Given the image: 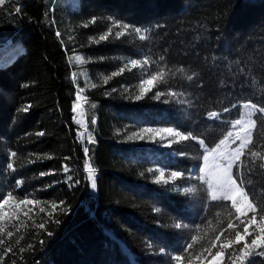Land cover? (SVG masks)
Listing matches in <instances>:
<instances>
[{
  "label": "trees",
  "instance_id": "1",
  "mask_svg": "<svg viewBox=\"0 0 264 264\" xmlns=\"http://www.w3.org/2000/svg\"><path fill=\"white\" fill-rule=\"evenodd\" d=\"M77 1L69 16L57 0L0 6V44L19 47L0 66V202L9 193L8 200L33 201L0 220V264H178L172 257L187 256L183 249L193 236L198 241L190 251L199 258L192 264H201L235 238L225 231L212 247L229 216L196 179L203 149L196 141L166 147L167 139L129 137L172 127L211 147L226 134L238 108L213 121L206 117L223 112L228 92L247 86L255 71L264 78V0ZM117 20L148 38L140 40L131 28L117 38L109 26ZM133 59L141 64L133 68ZM161 69L163 82L135 99L147 87L140 81ZM77 86L86 96L87 154L73 120ZM86 164L95 169L94 193ZM172 171L183 176L173 181ZM252 178L259 192L264 177ZM242 246L227 250L221 264H234Z\"/></svg>",
  "mask_w": 264,
  "mask_h": 264
},
{
  "label": "snow or ice",
  "instance_id": "2",
  "mask_svg": "<svg viewBox=\"0 0 264 264\" xmlns=\"http://www.w3.org/2000/svg\"><path fill=\"white\" fill-rule=\"evenodd\" d=\"M5 4V0H0V6ZM17 12L20 11L19 8L16 9ZM114 23L119 26L122 30L115 33L117 38L124 36L123 30H128L131 28L135 33L139 34L140 40H146L148 37L142 32L139 27H132L127 23H122L120 21H114ZM111 31V30H109ZM108 36V33L100 36V40L103 41ZM161 59H163L161 57ZM80 60V57H77ZM151 61L149 59H144L143 64L149 65ZM130 64L135 68L137 65L141 64V61L133 59ZM125 69H121L123 72ZM182 71V69H181ZM119 73H113L115 76ZM167 73L164 69L159 70L155 74H152L148 79H142L140 81L141 85H147V87H141V95L136 96L135 99L139 100L145 96L148 92L156 86L157 83H162ZM108 77H105V82H107ZM189 80L192 79L191 76L188 77ZM95 86V85H93ZM81 92L83 89L80 90ZM79 97V93L77 94ZM162 94L157 92L154 98L159 99ZM169 96H174L175 93L169 92ZM79 104H75L73 111L79 108ZM233 107H237L233 105ZM243 108L247 109L246 113L241 114V118L233 122L232 127L238 128L239 131L233 138V133L228 132L227 136L219 141L214 148H209L204 139L198 138L194 133L188 132L184 133L172 127L165 128H144L141 130V134L133 133L129 139L138 138L145 139V135L152 139L153 142H157L155 137H159V141H164L167 139L166 147H170L174 143H183L186 141H196L200 148L203 149V161L204 163L199 167V175L196 177L197 180L201 182V187L207 193L208 198L213 202H220L223 207L228 210L229 220L227 222V230H221L220 235H216L215 240L212 241V247L217 246V242L221 241L222 236H224L225 231L231 233L234 231L235 238L227 239L225 243L219 244L220 251H216L215 255L212 256L208 264H221L225 259V252L227 250L233 249L236 245L243 246L239 248L241 254L240 259L245 261V264H256L259 259V264H264V182H261V187L259 192L254 188L253 178L255 173H259L260 177H264V153L259 150H253V146L256 141L254 139L255 131L258 127V115L264 116V107H259L255 103H245L242 105ZM27 111V109H24ZM229 109L225 108L224 112H228ZM219 113L209 112L208 116L210 118H218ZM245 117L247 121L244 128H239V126L245 122ZM75 118V117H74ZM264 122V121H261ZM95 123V120L92 121ZM91 142V141H90ZM85 153H88V149H85ZM12 153V156H15ZM211 158L212 163H209ZM9 169L13 168V165L9 163L7 165ZM85 170L88 173V180L92 182V187L95 188V169L90 165H85ZM65 171L68 169L65 167ZM150 172L153 169H149ZM156 171H159L157 169ZM43 175V173H42ZM164 173L161 172V176ZM161 176L156 177V181L159 183ZM183 173L181 171H172L170 179L175 181L177 178H181ZM71 179V177H69ZM168 183V181H164ZM21 184L17 181V186ZM185 193H192L196 191L195 188H185L183 189ZM12 194L9 193V196ZM9 196H6L2 202H0V208H3L5 204L8 203ZM260 197V198H258ZM230 202V206L229 203ZM31 200H22L20 204H31ZM60 204H63L61 201ZM52 208L55 210L57 204L53 203ZM232 209L235 210V219L239 221L240 225L243 227V232L236 230L238 225L232 222ZM43 211V209H41ZM63 211V209H62ZM4 218V214L0 213V220ZM258 221V222H257ZM58 223V221H57ZM250 226H254L253 230H250ZM39 228L43 229L45 225L43 223L38 225ZM176 228H181V224H176ZM4 228L0 227V232H3ZM12 232H8V236L11 237ZM49 235H51L49 233ZM248 237H252L250 243L248 242ZM198 241V237H192V243H188L183 249V252L188 254L187 256L177 255L172 257L173 260L179 262L187 260V264H192L193 259H198L197 254L191 253L190 250L194 248ZM4 241L0 240V244ZM19 243V241H17ZM24 249H21L23 251ZM211 248L207 249L211 252ZM10 251V249H9ZM163 251V250H162ZM203 264V261H201Z\"/></svg>",
  "mask_w": 264,
  "mask_h": 264
},
{
  "label": "rangeland",
  "instance_id": "3",
  "mask_svg": "<svg viewBox=\"0 0 264 264\" xmlns=\"http://www.w3.org/2000/svg\"><path fill=\"white\" fill-rule=\"evenodd\" d=\"M77 4L78 1L77 0H57V5L60 8V12L62 13H66L68 16L70 15L68 12L71 10H75L77 8ZM110 28L113 30V32H117V31H121L122 29L117 26L114 21H112V23L109 25ZM124 32H129L130 30H123ZM19 50V47H17L15 45V42H9V43H2L0 44V66H2L3 64L7 63L8 61H10V59L17 53V51ZM74 54H70V59L72 60ZM77 57H80L78 54L75 55V59H73L75 61V64L78 65L79 68V73L85 77V71H84V67H82V60L80 57V60H77ZM73 64V62H72ZM256 70V69H253ZM147 86V85H144ZM83 89L81 87L77 86L76 89V94H75V101L73 102V107L75 104H79L80 107L77 108L75 111H73V120L74 123L77 126L76 129V138L78 143L84 148V153H85V144L87 142H90L92 137L90 135V132L87 130V122H86V115H85V104H86V96L84 93V90L81 92L80 90ZM79 93V97L78 94ZM255 103L257 104L259 107H264V78H263V74L260 72H254L253 78L252 80L249 82V84L241 89H237V90H233V91H229L228 92V97H227V101H226V108L229 109L228 112L232 111L235 108L237 116L235 117V119L228 121V125L229 128L226 132V134L220 138L218 141H216L214 143V145H212L209 148H214L215 145L217 143H219V141L221 139H223L225 136H227L228 132L231 131L233 133V138H235V135L237 134V132L239 131L238 128H233L232 124L235 120L240 119L241 118V114L242 113H246L248 110L243 108L242 105H244L245 103ZM233 105H236L237 107H233ZM223 113H227V112H221L219 113V117L218 118H210L209 116H207L206 118L213 121L216 119H220L221 114ZM75 117V118H74ZM258 119V127L255 131V135H254V139L256 141L255 145L253 146V150H259L262 153H264V116L262 115H258L257 117ZM247 121V117H245V122L242 123L239 128H244L245 124ZM262 124V126H261ZM158 137V136H156ZM201 139V138H200ZM165 145V143H164ZM86 154V153H85ZM204 163L203 159H202V163L201 165ZM209 163L211 164V158L209 160ZM87 172V171H86ZM88 176V173H87ZM96 176V173H95ZM89 185H90V191L92 193H94L95 188L92 187V182L89 181ZM24 204H20V202H14L12 200H8V203L5 204L3 206V208H0V213L7 214L8 212L11 213H15L17 212V209L24 207ZM214 256V255H213ZM212 257L203 260V264H208V261L211 260ZM234 264H245V261L241 260L240 257L237 261H234Z\"/></svg>",
  "mask_w": 264,
  "mask_h": 264
},
{
  "label": "bare ground",
  "instance_id": "4",
  "mask_svg": "<svg viewBox=\"0 0 264 264\" xmlns=\"http://www.w3.org/2000/svg\"><path fill=\"white\" fill-rule=\"evenodd\" d=\"M207 23V22H206ZM223 27V26H222ZM145 143V142H144ZM21 222H24V221H21ZM19 226V225H18ZM21 226V225H20ZM15 233V232H14Z\"/></svg>",
  "mask_w": 264,
  "mask_h": 264
}]
</instances>
